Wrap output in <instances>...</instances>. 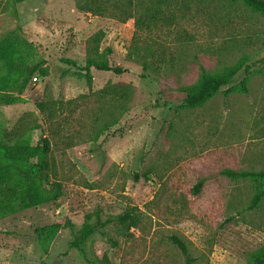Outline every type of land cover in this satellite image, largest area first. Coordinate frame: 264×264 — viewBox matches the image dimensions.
<instances>
[{"label":"rangeland","instance_id":"obj_1","mask_svg":"<svg viewBox=\"0 0 264 264\" xmlns=\"http://www.w3.org/2000/svg\"><path fill=\"white\" fill-rule=\"evenodd\" d=\"M5 1L0 49L14 61L4 85L14 100L0 104V127L25 118L36 125L31 145L50 138L62 195L0 217V264H99L104 255L110 264H245L264 245V202L247 209L253 184L220 172L264 171V18L239 2L185 0L182 18L129 55L133 19L92 16L75 0H24L6 10ZM98 30L100 49H111L108 62L122 74L84 69L86 39ZM41 61L47 76L28 78ZM237 63L243 68L211 99L184 106L182 87L200 66L217 72ZM244 78L246 92L225 94ZM44 101L56 103L52 119L37 106ZM128 207L141 210V222L120 236L105 221ZM88 214L83 255L69 243ZM54 223L60 229L44 252L34 230Z\"/></svg>","mask_w":264,"mask_h":264},{"label":"trees","instance_id":"obj_2","mask_svg":"<svg viewBox=\"0 0 264 264\" xmlns=\"http://www.w3.org/2000/svg\"><path fill=\"white\" fill-rule=\"evenodd\" d=\"M24 0H6L4 9H9L15 3ZM76 7L81 12H86L92 16H105L115 19L119 23H125L128 19H133V35L130 45L129 55L139 54L140 42L145 40L147 35L154 30L164 26H171L176 23V19L183 17V11L188 10L190 2L185 0H75ZM239 2L249 10L257 13L264 18V0H229ZM12 32V31H11ZM9 32V33H11ZM7 33V34H9ZM9 36H7L8 38ZM104 37V32L98 30L91 34L85 42L84 69L91 68L110 72L113 74H122L124 69L118 66H111L107 56L111 49L101 50L100 43ZM147 55L152 56L153 50L150 45L145 48ZM5 51L0 49V104L12 103L14 99L4 93V85L12 80L11 66L14 61L6 58ZM243 68L241 63L225 67L217 72L206 71L200 66L198 79L182 87L185 94L183 99L184 106L187 108H196L202 106L220 91L222 86L230 83L234 75ZM247 72V67H245ZM47 76L48 68L44 61L34 65L29 71L28 78L33 75ZM9 83V82H8ZM27 81L15 91L22 92ZM14 84V83H13ZM247 78L242 79L236 86L229 87L225 94L232 91L246 92ZM106 94L105 89H101L99 94ZM74 99L58 104L62 107L64 104L73 102ZM56 103L49 101L37 104L40 111L47 112L49 119L53 118ZM27 119V118H26ZM30 128H36V125H30L25 118H21L10 129L0 127V217L15 214L30 207L40 206L46 203L55 202L62 195V184L58 179L57 167L52 157V142L49 137H41L39 141L31 145L29 140ZM231 179H247L254 187V193L250 199L247 209L253 210L259 208L264 202V171L263 170H229L220 172ZM202 182L199 181L192 189L194 194L200 190ZM91 214L84 218L81 228L77 231L69 247L79 249L83 254L82 245L93 233V225L90 222ZM98 220V215H96ZM141 210L137 207H128L122 213L106 219V223H113L116 226L117 233L120 236H129L131 230L138 227L141 222ZM65 226H71L66 223ZM60 229L58 223L38 227L34 230L36 240L40 248L46 252L54 235ZM172 242L187 256V251L183 243L175 238ZM113 246L116 242L112 243ZM84 255V254H83ZM99 264H110L108 258L104 255ZM187 264H190L187 260ZM245 264H264V245L252 251Z\"/></svg>","mask_w":264,"mask_h":264}]
</instances>
